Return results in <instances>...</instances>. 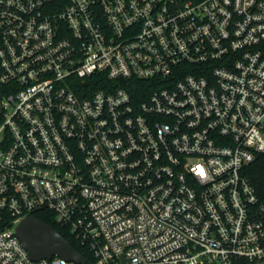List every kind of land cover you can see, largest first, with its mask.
<instances>
[{
	"label": "built area",
	"instance_id": "1",
	"mask_svg": "<svg viewBox=\"0 0 264 264\" xmlns=\"http://www.w3.org/2000/svg\"><path fill=\"white\" fill-rule=\"evenodd\" d=\"M262 154L264 0H0V264H264Z\"/></svg>",
	"mask_w": 264,
	"mask_h": 264
},
{
	"label": "water",
	"instance_id": "2",
	"mask_svg": "<svg viewBox=\"0 0 264 264\" xmlns=\"http://www.w3.org/2000/svg\"><path fill=\"white\" fill-rule=\"evenodd\" d=\"M16 235L33 261L58 257L69 262L81 263L85 259L70 242L52 226L27 217L16 227Z\"/></svg>",
	"mask_w": 264,
	"mask_h": 264
},
{
	"label": "trees",
	"instance_id": "3",
	"mask_svg": "<svg viewBox=\"0 0 264 264\" xmlns=\"http://www.w3.org/2000/svg\"><path fill=\"white\" fill-rule=\"evenodd\" d=\"M131 93L134 94V89L132 90L129 88ZM245 174L248 177L251 186H253L254 192L256 196L261 200L264 201V154H262L253 164H251L248 168L245 170ZM35 218L52 226L64 239L68 240L70 244L78 251L83 257L88 260V254L85 252L84 249L80 248L66 233L63 231L59 226H57L53 222V218L51 217H44L41 215H35Z\"/></svg>",
	"mask_w": 264,
	"mask_h": 264
}]
</instances>
